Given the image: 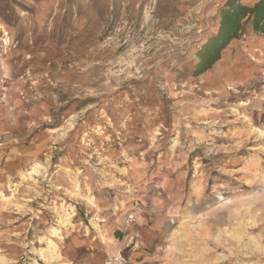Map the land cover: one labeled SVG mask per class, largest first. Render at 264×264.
I'll return each instance as SVG.
<instances>
[{
  "label": "rangeland",
  "instance_id": "374dc122",
  "mask_svg": "<svg viewBox=\"0 0 264 264\" xmlns=\"http://www.w3.org/2000/svg\"><path fill=\"white\" fill-rule=\"evenodd\" d=\"M225 2L0 0V264H264V34L195 74Z\"/></svg>",
  "mask_w": 264,
  "mask_h": 264
},
{
  "label": "trees",
  "instance_id": "16d2710c",
  "mask_svg": "<svg viewBox=\"0 0 264 264\" xmlns=\"http://www.w3.org/2000/svg\"><path fill=\"white\" fill-rule=\"evenodd\" d=\"M220 26L197 52L199 62L195 74H201L215 64L221 51L232 39L239 38L247 26L264 34V0L246 4L243 0H226L220 10Z\"/></svg>",
  "mask_w": 264,
  "mask_h": 264
},
{
  "label": "built area",
  "instance_id": "2783aa9c",
  "mask_svg": "<svg viewBox=\"0 0 264 264\" xmlns=\"http://www.w3.org/2000/svg\"><path fill=\"white\" fill-rule=\"evenodd\" d=\"M136 206H138V202H136ZM132 219L134 214L129 215ZM103 264H133L129 259L124 257L122 254H113L110 255Z\"/></svg>",
  "mask_w": 264,
  "mask_h": 264
},
{
  "label": "crops",
  "instance_id": "0c3cea01",
  "mask_svg": "<svg viewBox=\"0 0 264 264\" xmlns=\"http://www.w3.org/2000/svg\"><path fill=\"white\" fill-rule=\"evenodd\" d=\"M256 0H252V1H248V0H243V2H245L246 4H253ZM111 238V237H110ZM113 244L111 243H108V245L105 247V252H107L108 254L109 253H112L113 254H121L120 253V249L118 248L120 243H114V240L112 242ZM105 245V244H104ZM134 249V248H133Z\"/></svg>",
  "mask_w": 264,
  "mask_h": 264
}]
</instances>
